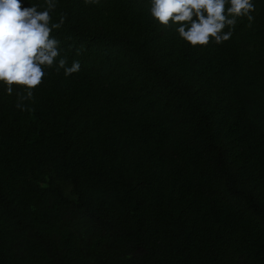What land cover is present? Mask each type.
<instances>
[{"label": "trees", "instance_id": "1", "mask_svg": "<svg viewBox=\"0 0 264 264\" xmlns=\"http://www.w3.org/2000/svg\"><path fill=\"white\" fill-rule=\"evenodd\" d=\"M56 2L80 71L24 110L0 82V264H264V0L195 47L150 0Z\"/></svg>", "mask_w": 264, "mask_h": 264}, {"label": "clouds", "instance_id": "2", "mask_svg": "<svg viewBox=\"0 0 264 264\" xmlns=\"http://www.w3.org/2000/svg\"><path fill=\"white\" fill-rule=\"evenodd\" d=\"M98 5L100 0H84ZM56 0H44L42 6L22 7L20 0H0V82L11 95L15 86H22L16 107L24 110L23 102L34 99V90L42 83L45 69H61L65 76L80 71L79 61L67 66L60 56V41L51 35L65 22L61 14L53 23L51 13ZM151 17L164 28L174 27L179 37L191 46L217 45L228 41L239 18L249 26L254 20L253 0H150ZM229 29L225 31V29Z\"/></svg>", "mask_w": 264, "mask_h": 264}]
</instances>
